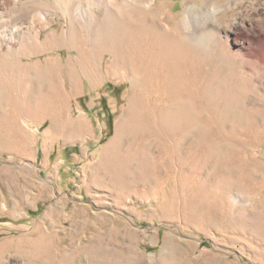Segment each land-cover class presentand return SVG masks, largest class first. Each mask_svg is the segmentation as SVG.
<instances>
[{
	"label": "rangeland",
	"instance_id": "1",
	"mask_svg": "<svg viewBox=\"0 0 264 264\" xmlns=\"http://www.w3.org/2000/svg\"><path fill=\"white\" fill-rule=\"evenodd\" d=\"M68 2L0 29V264H264V0Z\"/></svg>",
	"mask_w": 264,
	"mask_h": 264
},
{
	"label": "bare ground",
	"instance_id": "2",
	"mask_svg": "<svg viewBox=\"0 0 264 264\" xmlns=\"http://www.w3.org/2000/svg\"><path fill=\"white\" fill-rule=\"evenodd\" d=\"M71 1L72 0H69V2L65 4V10H64V17L67 20L69 30L71 29V31H72V30H74V28H77L78 30H80L79 32H81L86 37V39H90L89 35L87 34L88 31L85 32L86 31L85 29L87 27V25H86L87 22H85V18H84L83 13H82L85 8L78 9L83 4L75 5V3H74V5H72ZM75 1L77 2V0H75ZM89 1L100 12V15L98 16L97 21H95L97 23L100 21L105 22L106 20H108L109 17H112L113 19L116 18L120 22L123 19L125 21H128L127 18H129V16H130V18L133 17L135 12L140 13L142 10H145V11L149 10V8L151 6L148 4L147 6H149V7H147L144 4L145 0H89ZM29 2H30V0H1L0 1V8H1L0 9V29L9 27V30H8L9 36L18 35V32H17L18 30L14 31L12 28L13 26L18 24L19 18H16L15 15L20 11H24V9L26 8V5ZM128 2H132V3L136 4V7H135L136 11H133V13H131V14L129 13V9L124 8V11H122L120 8V6H122V5H127ZM90 8H92V6L89 7V9ZM38 9H39V7L37 6V7H32L31 10H28L30 12L31 17H32V20L36 21V25H32L30 27H27V29L31 34L30 36L36 40L38 39L37 38L38 29H41L42 27L46 26L48 23L47 19L45 18L46 13L42 14L43 10H41L39 12ZM42 21H44V22H42ZM97 23H95V24L97 25ZM96 25H95V31H97V28H98ZM75 26H77V27H75ZM88 33L90 34V32H88ZM22 34H23L22 32H19V37L24 38L21 36ZM13 39H14V37H13ZM33 39H31V40H33ZM27 41H28V39H27ZM34 41H33V43H38L37 41H35V42ZM88 41H90V40H88ZM31 43H32V41H31Z\"/></svg>",
	"mask_w": 264,
	"mask_h": 264
}]
</instances>
